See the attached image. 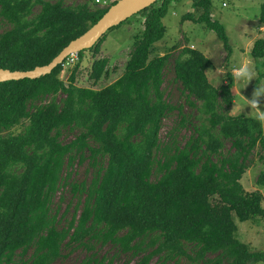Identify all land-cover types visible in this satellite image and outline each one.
I'll list each match as a JSON object with an SVG mask.
<instances>
[{"label": "trees", "instance_id": "1", "mask_svg": "<svg viewBox=\"0 0 264 264\" xmlns=\"http://www.w3.org/2000/svg\"><path fill=\"white\" fill-rule=\"evenodd\" d=\"M173 1L180 0H158L136 14L144 15V29L134 36L123 75L106 87L78 86L80 62L68 83L60 77L62 64L36 79L0 82V264H59L65 247L91 243L135 254L153 248L132 264H151L155 256L159 264L264 262V250H252L237 236V219L264 218L263 193L242 183L250 155L258 145L264 149V125L226 111L236 97L232 76L213 85L212 60L199 49L184 47L174 60L176 80L198 112L193 135L164 162L156 160L164 118L176 109L183 113L182 105L165 98L171 53L153 55ZM117 2L91 9L63 0H0V19L12 25L0 34V68L27 71L49 64ZM192 5L196 12L184 14L183 21L215 31L232 53L225 25L212 16V0ZM260 21L264 25V5ZM106 35L90 50L98 51ZM86 51L78 53L80 61ZM251 55L264 63V38L255 41ZM108 63L94 61L95 84L108 74ZM64 130L79 133L64 143ZM224 139L232 143L227 154ZM87 160L91 180L72 181L76 163ZM155 170L162 173L156 181ZM65 185L77 203L60 227L51 205Z\"/></svg>", "mask_w": 264, "mask_h": 264}, {"label": "rangeland", "instance_id": "2", "mask_svg": "<svg viewBox=\"0 0 264 264\" xmlns=\"http://www.w3.org/2000/svg\"><path fill=\"white\" fill-rule=\"evenodd\" d=\"M52 2L58 0H49ZM66 5L76 7L87 3L91 9L109 7L113 0H63ZM264 0H212V16L221 21L229 36L232 53L226 49L224 43L217 36L216 32L207 29L200 23L192 20L183 21L182 17L188 12H196L192 5V0L173 1L167 14L163 18L166 25V33L163 39L156 43V50L153 55H164L171 53L172 57L164 73V92L166 101L176 106H183V113L176 109L170 112L163 121L161 130V149L156 154V160L164 162L167 156H170L177 146L184 147L193 135V125L196 124L197 109L192 108L183 94L182 84L176 80L174 71V60L178 53L184 47L199 49L212 60V66L208 69V76L211 83L220 87L223 83L229 81L230 75L234 71L246 68L254 74L250 81L234 80L235 101L232 107L226 111L232 115L243 114L245 116L256 117L257 113L264 110V96L259 98L261 109L251 108L247 105L248 100L253 98V93L257 86L264 84V63L257 62L251 55V51L258 38H264V25L260 21ZM40 6L34 8V15L40 12ZM143 14L131 17L120 25L109 30L106 34V40L102 43L98 51L87 50L82 61L76 60L68 68H64L60 77L69 82L74 67L78 62L76 84L82 87H92L101 89L119 79L124 71L127 61L130 58L131 51L134 48V36L141 33L144 29ZM12 25L5 20L0 19V34L10 29ZM108 58V74L98 83L90 78V72L95 60ZM261 61V60H259ZM59 98L62 95L58 96ZM183 115L187 116V121L183 123ZM264 125V123H263ZM23 125L15 129L20 132ZM78 130H64L61 140L67 143L73 140L78 134ZM225 145L223 154L229 153L232 143L224 139ZM70 171V170H68ZM65 171L64 176L66 175ZM94 170L87 160L84 164L76 163L72 169V181L81 182L90 181ZM264 174V149L258 145L247 161V170L242 179L246 190H260L264 195V181H260ZM162 176L158 170H155L153 180L156 181ZM264 180V179H263ZM77 203L69 185L62 186L56 194L51 205L52 214H58L60 227L67 225L71 220ZM80 212V211H79ZM237 236L243 242L249 244L252 250H264V218H254L249 221H240L237 219ZM93 247L73 244L70 248H64L65 257L58 260L59 264H81L85 260H92L95 264L98 261H104L102 264H132L141 256L152 251H141L140 253L120 252L112 243L103 245L91 243ZM30 251L29 254H31ZM209 257H215V254H209ZM159 256H155L151 264H159ZM97 264V263H96ZM168 264H175L174 261ZM181 264H187L183 260ZM254 264H264L257 262Z\"/></svg>", "mask_w": 264, "mask_h": 264}, {"label": "water", "instance_id": "3", "mask_svg": "<svg viewBox=\"0 0 264 264\" xmlns=\"http://www.w3.org/2000/svg\"><path fill=\"white\" fill-rule=\"evenodd\" d=\"M157 1L158 0H118V2L112 5L97 23H95L84 34L73 40L49 64L37 66L35 69L27 71H12L10 69L0 68V82L27 78L36 79L43 75L50 74L69 55L93 48L109 30L150 7Z\"/></svg>", "mask_w": 264, "mask_h": 264}, {"label": "clouds", "instance_id": "4", "mask_svg": "<svg viewBox=\"0 0 264 264\" xmlns=\"http://www.w3.org/2000/svg\"><path fill=\"white\" fill-rule=\"evenodd\" d=\"M232 77L234 78V80L237 81H250L252 80L255 76L254 74L246 69V68H241L240 70L234 71ZM261 96H264V84H260L259 86H257L256 90L253 93V98L251 100H248L247 105H250L251 108H256V109H261L259 106V98ZM256 118L264 123V110H261L257 113Z\"/></svg>", "mask_w": 264, "mask_h": 264}, {"label": "built area", "instance_id": "5", "mask_svg": "<svg viewBox=\"0 0 264 264\" xmlns=\"http://www.w3.org/2000/svg\"><path fill=\"white\" fill-rule=\"evenodd\" d=\"M79 52H75L72 53L71 55H69L61 64L63 65L64 68H68V65H71L72 63H74L76 60L79 59Z\"/></svg>", "mask_w": 264, "mask_h": 264}]
</instances>
